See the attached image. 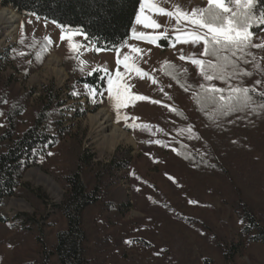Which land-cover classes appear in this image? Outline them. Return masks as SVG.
<instances>
[{
  "label": "rangeland",
  "instance_id": "obj_1",
  "mask_svg": "<svg viewBox=\"0 0 264 264\" xmlns=\"http://www.w3.org/2000/svg\"><path fill=\"white\" fill-rule=\"evenodd\" d=\"M216 2L227 8L221 0H141L137 16L155 25L138 23L136 16L129 39L116 51L97 50L79 32L0 5L19 15L16 33L7 40L0 36V90L11 91L25 102L28 96L20 131L32 123L38 107H54L56 101L63 104L58 119L66 129L59 147L23 174V185L42 201L31 203L15 196L0 205L1 215L9 222L21 214L34 217L41 240H36L34 232H11L0 226V264H42L43 248L53 245L55 234L65 226L55 206L65 194L62 178L74 159L69 158L70 152L83 156L82 178L90 184L97 171L111 166L110 180L115 184L106 189V198L128 203L116 213L102 203L90 209L88 218L93 221L89 227L95 239L88 247L94 250L93 264H264V245L250 239L255 233H244L236 213L240 198L234 187L239 188L238 184L227 177L195 175L172 147V142H184L200 133L192 109L194 87H220L206 78L203 67L205 40L200 37L211 39V33L196 23L202 22L204 8ZM141 33L146 39H139ZM252 39L264 45V33ZM258 48L260 55L252 63L256 75L248 86L264 94V47ZM36 53L45 56L41 64H37ZM52 55L59 60L63 79L48 70ZM96 71L106 77V87L100 92L79 83ZM139 95L148 99H135ZM103 111L111 124L103 135L112 129L121 133L118 140L112 138L108 149L98 140L92 122ZM6 127L2 114L0 134ZM253 158L260 184L240 194L260 220V211L264 213V143ZM33 169L52 179L58 193L28 179ZM11 200L25 202L28 209L8 207ZM107 237V244L97 243Z\"/></svg>",
  "mask_w": 264,
  "mask_h": 264
},
{
  "label": "trees",
  "instance_id": "obj_2",
  "mask_svg": "<svg viewBox=\"0 0 264 264\" xmlns=\"http://www.w3.org/2000/svg\"><path fill=\"white\" fill-rule=\"evenodd\" d=\"M221 1L230 12L225 14L209 4L201 14L202 22L209 18L211 10L221 17L212 24L213 27H224L226 21H232L241 30V24L246 23L251 33V44L237 50L223 41L220 44L204 43L203 67L207 76H211L220 87H194L192 109L200 133L184 142L174 141L172 147L176 157L195 175L218 179L227 177L233 184H238L239 188L234 187L240 198L236 213L243 222V231L255 233L250 239L264 245V229L260 225L264 224V213L260 211L258 220L253 208L240 194L256 190L261 181L253 156L264 143V94L248 84L256 75L252 63L260 55L252 37L264 33V0H255L251 7L248 0ZM140 2L0 0V5L11 8L19 15L34 16L61 29L79 32L84 36L85 43L93 44L97 50L116 51L130 37ZM44 58V55L36 53L37 64H41ZM79 83L100 92L106 87V77L96 71L80 78ZM27 98L25 102L13 96L11 91L0 90V117L4 114L7 120V127L0 134V205L5 198L15 196L24 197L31 203L37 199L42 201L23 185V174L39 166V159L59 147L66 134V129L60 125L61 118L58 119L61 116L59 107L63 106L59 101L54 102V107L49 104L38 107L32 123L20 131V117L26 111ZM48 101L51 102L50 96ZM70 157H74L72 165L67 167V174L62 178L65 194L61 203L55 206L65 226L55 234L54 244L43 248L42 264H93L91 254L94 250L88 247V243L95 239L93 229L89 227L93 221V218H88L90 209L101 203L114 213L128 207L127 202L115 203L106 198V189L115 184L110 180L111 166L97 171L94 182L90 184L82 178L83 156L70 152ZM0 226L11 232H34L36 240H41V228L34 217L21 214L9 222L0 213ZM107 240L108 237L97 243L104 245Z\"/></svg>",
  "mask_w": 264,
  "mask_h": 264
},
{
  "label": "bare ground",
  "instance_id": "obj_3",
  "mask_svg": "<svg viewBox=\"0 0 264 264\" xmlns=\"http://www.w3.org/2000/svg\"><path fill=\"white\" fill-rule=\"evenodd\" d=\"M18 20V14L12 12L9 9H0V36L3 35L5 40H7L9 37H12L16 33ZM5 40H3L2 43H4ZM47 62L48 70L58 76L60 75L59 77L63 79L64 75L59 68V60L52 55ZM92 122L94 130L98 134V140L102 141L101 145L108 146V143L112 141V138H114V140L121 138V133H119L116 129H112L110 130V133L103 135V132L111 126L110 117L106 111L96 113L94 117H92ZM108 148L109 146L107 149ZM27 178L36 184H42L50 192H55L56 194L58 193L57 187L53 180L41 174L37 169L30 170L27 174ZM7 206L14 207L18 210L28 209V206L25 202L17 200L9 201Z\"/></svg>",
  "mask_w": 264,
  "mask_h": 264
},
{
  "label": "snow or ice",
  "instance_id": "obj_4",
  "mask_svg": "<svg viewBox=\"0 0 264 264\" xmlns=\"http://www.w3.org/2000/svg\"><path fill=\"white\" fill-rule=\"evenodd\" d=\"M214 0H210V3H213ZM255 0H248V5L249 7H251L254 4ZM216 7L218 8H223L225 12L228 11L227 8H224L222 3L216 2ZM142 10H143V5L141 6ZM159 11L161 13L164 12L163 8H160ZM168 16H171L172 13H167ZM180 18V14L177 15V19ZM262 19H264V16H262ZM221 20V17L218 13H212L211 10H209V18L204 20V22L201 21H196V23L198 24L199 27L204 28L207 27L209 33H211V41H209L207 39V35L200 37V39H204L205 43H209L212 42L214 44H220L222 41L224 43H226L229 46H235V48L237 50H242L246 47H248L251 44V41L249 39L251 33L248 32V25L246 23L241 24L240 28L241 30H238L237 27L233 24L232 21L228 22V26L227 27H213L212 24L216 21ZM137 22L138 23H145V26H149L151 25H155V21H148L147 17L143 18V21L141 20L140 16H137ZM158 26V25H157ZM139 39L144 40L146 39V37L144 36L143 33L140 34ZM149 39H156V37H151ZM179 39V37H178ZM196 41H193V43H195ZM256 47H264V45H260L257 44ZM134 51H139V49H134ZM207 48L205 49V53L207 54ZM125 61L128 60V57L125 56ZM181 60L184 59V56L180 57ZM193 63L195 64H200L202 63L200 60H194ZM127 67V64L125 65ZM119 75V74H118ZM208 80H211L212 77L211 76H207L206 77ZM112 84V80L111 78L109 79V85L111 86ZM111 90V89H110ZM213 91H223V89H213ZM116 96L119 98L120 97V89L116 90ZM135 99L140 100V101H144L147 100L148 97L144 96V95H139L136 96ZM153 103H159V101H153ZM49 155H51V153H49Z\"/></svg>",
  "mask_w": 264,
  "mask_h": 264
},
{
  "label": "crops",
  "instance_id": "obj_5",
  "mask_svg": "<svg viewBox=\"0 0 264 264\" xmlns=\"http://www.w3.org/2000/svg\"><path fill=\"white\" fill-rule=\"evenodd\" d=\"M131 32H132V30H131Z\"/></svg>",
  "mask_w": 264,
  "mask_h": 264
}]
</instances>
